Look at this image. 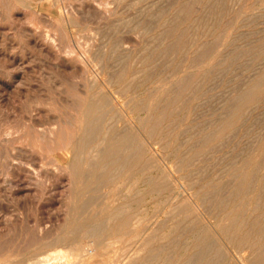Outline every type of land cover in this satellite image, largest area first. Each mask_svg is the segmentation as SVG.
Segmentation results:
<instances>
[{
  "label": "rangeland",
  "instance_id": "374dc122",
  "mask_svg": "<svg viewBox=\"0 0 264 264\" xmlns=\"http://www.w3.org/2000/svg\"><path fill=\"white\" fill-rule=\"evenodd\" d=\"M113 9H116V11H113ZM189 24L192 25L187 27ZM195 27L196 29H194ZM97 28L98 30H96ZM115 29L117 31H115ZM108 30L110 31L108 32ZM160 31L162 32L160 33ZM214 31L216 32L214 33ZM221 33L224 34L222 35ZM181 34L183 35L182 37ZM103 36H105V38ZM156 38H158L159 41H157ZM184 42L186 43L184 44ZM118 43L120 44L119 46ZM111 45H115V47ZM263 46L264 0H0V140H3L2 142L0 141V264L5 261L7 262V260L13 261L22 259L26 256V254L35 250L40 245L39 239L40 235H42L40 232L44 233L47 229V226L48 231L49 229L51 230L49 226H51L53 229L55 228L54 230H65L68 222L71 221L73 219L72 217H75V215L79 212L77 209L79 201L92 196H96L95 199L97 206L95 207L98 208H93L92 205L91 209L89 206L85 210H80V212L87 213L84 214L85 217H87L89 214L91 215V213L95 210H99V208L104 206L103 204H105V202L108 201L110 197L111 199H115V203L117 202L116 204H120V202L125 201L123 198L126 197L133 200L134 203L130 208H132L131 210H133V214L136 213V215H134L137 218H140L137 220L139 222L142 220L141 223L143 225L140 223L139 225L141 228H139L144 231L142 232L144 235L141 234V238L134 237L135 239H132L133 241L129 243V249H135L136 246L139 247L142 238L143 241H150V239L153 238L152 240L154 241L151 240V243L153 242L152 244L155 245L161 244L172 246L171 242L172 244L174 243L172 249L173 251L171 250L172 247H168L171 250L169 253H167L168 256L163 254L160 257L162 260L157 259V261L154 260L149 264H156V262H158L157 264H162L164 263L162 262L163 259L167 257V259H165L169 260L168 257H170L172 254V256H174L176 259L180 254L178 251H176L178 247L180 248L181 245L183 247L189 246V248L194 247V243L203 239V237L207 234V236L212 237L213 241L218 240L217 242L221 248H223V251L225 250V259L226 263L228 264L231 263L232 259H241L242 257L244 258L246 264H257V260H263L264 250H260L264 247V80H262L264 78ZM112 47L115 49L120 47V50L118 51L117 48L116 53L114 51L115 49ZM153 47H157V50ZM197 48L198 50L196 51ZM98 49L101 50L99 51ZM141 50L144 51L142 52ZM103 52H105V54ZM114 53H120L121 55H115ZM151 54L153 55L151 56ZM104 56L105 58L103 59ZM172 56L174 58H172ZM110 57H112L111 59L113 60H111ZM144 58L148 59L145 61ZM116 59L118 61H116ZM78 61L81 63H78ZM104 65H107L106 67L109 69L107 70ZM103 67H105L104 70ZM204 69L206 71H204ZM110 70L113 71L111 72ZM82 72L84 73L83 78L81 76ZM121 72H123V74H121ZM151 73L153 74L151 75ZM96 75L98 76L96 77ZM117 75H119V77L122 75L123 76L119 78ZM66 76H68L70 80ZM91 77L93 79L95 77L97 81L94 79L96 81L94 82ZM243 77L246 78L247 81ZM110 80H112V84ZM117 81H122V85L120 82L117 83ZM189 81L191 82L189 83ZM102 82L104 84H102ZM80 83L84 84L83 87L89 86L91 84L105 85L110 93H112V97H115L114 101H117V105L120 103L118 105V109L124 110L127 116L133 120L132 128L130 130L134 134L141 135L139 136L142 141L144 140L143 144L145 145V151L147 150L146 154L148 167L146 170L147 175L145 182L141 177L142 175L140 176V174L138 175V173L133 172L131 176L128 177L129 179L121 178L122 180H120V178L114 177V181L111 180L109 182L111 187L109 183L108 185L101 186L96 190L95 187L92 186L91 189L93 191L89 189L88 192L79 194L76 191L75 186L69 183V177L65 176L62 178V180L56 181V178L51 175L53 174L57 177V174L51 171L53 165H51L50 162H47L50 161L55 155L54 151L50 150L54 145L51 146V144H53L51 143V139H40L38 134L41 132L40 130L44 128L54 127L55 123L53 122L55 121L57 122V124H55L57 128L59 124V131L57 132L58 134H56L59 142L58 144L63 146V143L66 145L69 142L68 140H70L71 137L68 133L75 123V120H72V118H75L80 103V100H78L79 92L77 91L80 89L78 87L82 85ZM108 84L110 86H108ZM125 85H127L133 91L127 86L126 89H124ZM136 85L138 87H136ZM193 86H196V89ZM251 86L253 91L250 89ZM73 87H75V89ZM117 90H121L123 92L120 91V93ZM244 92H246V95ZM122 93V96L119 95ZM130 94L133 95L130 96ZM243 94L244 97L241 99ZM247 94H254V96L258 98L253 101H248L247 98L249 96ZM235 96L239 97L235 98ZM42 100L46 101L48 104ZM131 101L133 105L130 104ZM39 102H43V105H41V103L39 104ZM147 102L150 104L148 103L147 105ZM36 105L37 108L35 107ZM144 105H146V108ZM256 106L258 107L257 109ZM42 112H44V115ZM228 113L229 115L227 116ZM14 117L16 119H13ZM34 118L36 119L37 123L39 122L38 126L36 121H34ZM66 118L70 119L66 120ZM53 119L55 120L53 121ZM42 123L44 126H46L43 127ZM139 124L141 128L139 127ZM219 124L222 125V127H220ZM239 127L240 130H238ZM121 128L123 129L124 127L120 126V130ZM23 129H25V132ZM3 130L4 132H2ZM7 132H10V135ZM21 132H24L25 134H22ZM34 133H36L35 137L33 135ZM21 134L24 136H21ZM15 135L19 136L16 138ZM208 138L210 140H208ZM24 139H26V141L23 143ZM30 139H32V141ZM40 140H42V142ZM12 141L14 143H12ZM30 141L32 143H30ZM205 141H207V143ZM10 143H12L13 146ZM17 147L21 148L18 149ZM38 149L43 152H40ZM151 149L152 151H150ZM26 150L27 152H25ZM49 154H51V156ZM31 158L34 160H31ZM38 159L41 160L38 161ZM10 163L14 164L15 166L12 164L10 165ZM43 166H45V169ZM36 170L38 171L36 172ZM43 175L44 177H42ZM30 176L32 177L30 178ZM147 177H150V180ZM29 180H31V182H29ZM39 181H41V184H38ZM62 181L66 182L63 183ZM115 181L119 183L116 184ZM42 182L44 184H42ZM121 183H124V186ZM161 183L162 185H160ZM38 185H40V187H38ZM175 185L176 187L174 188ZM44 186L47 187V189L45 188L47 194L45 193V190H42L44 193H41V189L44 188ZM62 186L66 188L64 189ZM115 186L119 189L116 188L115 190ZM103 187L104 190L107 187L105 192L106 194L108 192L109 197H107L106 194L103 196L104 192H101L104 191ZM159 188L162 190H159ZM248 188L249 190L247 191ZM48 191L54 192H52L50 195V192ZM111 191H113V193ZM95 192L97 193L95 194ZM233 192H235V195H233ZM97 194H100L101 197H99L100 195L98 196ZM110 194H113V197ZM72 197L75 198L73 199ZM100 198H103L104 201L101 200L100 202ZM60 201L61 203L63 202V204H61ZM118 201L120 202L118 203ZM137 201L139 202L137 203ZM203 201L204 203L206 202V204H204ZM74 203L76 204L74 205ZM140 203H143L144 205ZM75 206L76 209H74ZM43 207L45 208L43 209ZM67 210L71 215L66 212ZM60 213L62 214L60 215ZM135 216L133 221L136 223L134 224L136 226L138 221L136 220ZM60 219H63V223ZM54 223H56V225ZM52 225H54V227ZM191 225L194 226L193 229ZM134 228L136 231L135 229H133V231L136 234L138 227ZM69 229H71V227ZM153 230H156L155 234L152 233L154 232ZM37 233H40L39 236ZM149 233L151 234L149 235ZM35 235L36 238H34ZM201 235L202 237H200ZM164 237H168L167 240ZM198 237H200V240ZM262 240L263 242H261ZM28 241H31L30 243L33 242V244H37L39 242V244H32L31 246ZM251 243H254L253 247ZM16 244H21L24 247L21 245L18 246ZM117 244L116 245L118 247H122L121 243ZM239 245L241 246L237 247ZM33 246L35 249H33ZM8 247L10 249H8ZM27 247H30L29 250ZM20 248H22V250ZM15 249L16 251H12ZM257 254L260 255L257 256ZM237 255H240L241 257ZM172 256L170 257V260H174Z\"/></svg>",
  "mask_w": 264,
  "mask_h": 264
},
{
  "label": "bare ground",
  "instance_id": "6f19581e",
  "mask_svg": "<svg viewBox=\"0 0 264 264\" xmlns=\"http://www.w3.org/2000/svg\"><path fill=\"white\" fill-rule=\"evenodd\" d=\"M188 1V0H187ZM201 1H203V0H201ZM210 1V0H209ZM217 1H219V0H217ZM117 2V1H116ZM166 2V1H165ZM196 2V1H195ZM212 2V1H211ZM237 2V1H236ZM55 3V2H54ZM184 3H185V1H184ZM193 3V2H192ZM201 3V2H200ZM101 4H102V2H101ZM106 4V3H105ZM132 4V3H131ZM134 4V3H133ZM189 4V3H188ZM188 4H187V6H188ZM194 4V3H193ZM207 4V3H206ZM211 4H216V3H211ZM234 4V3H233ZM245 4V3H244ZM73 5V4H72ZM129 5V4H128ZM143 5V4H142ZM181 5V4H180ZM183 5V4H182ZM170 6V5H169ZM172 6V5H171ZM187 6H186V8H187ZM223 6H224V4H223ZM230 6V5H229ZM237 6V5H236ZM4 7H6V6H4ZM143 7V6H142ZM145 7V6H144ZM149 7V6H148ZM219 7V6H218ZM92 8V7H91ZM132 8V7H131ZM186 8H184V9H186ZM191 8V7H190ZM215 8V7H214ZM183 9V10H184ZM198 9V8H197ZM212 10V9H211ZM219 10V9H218ZM229 10V9H228ZM92 11H93V9H92ZM97 11V10H96ZM109 11V10H108ZM113 11H116V9L114 10L113 9ZM157 11V10H156ZM206 11V10H205ZM220 11V10H219ZM20 12V11H19ZM70 12V11H69ZM138 12V11H137ZM195 12V11H194ZM99 13V12H98ZM113 13H115V12H113ZM139 13V12H138ZM178 13H180V12H178ZM217 13V12H216ZM10 14V13H9ZM43 14V13H42ZM41 14V15H42ZM79 14V13H78ZM146 14V13H145ZM83 15V14H82ZM102 15V14H101ZM109 15V14H108ZM172 15V14H171ZM180 15V14H179ZM203 15V14H202ZM215 15V14H214ZM219 15V14H218ZM224 15V14H223ZM47 16V15H46ZM85 16V15H84ZM205 16V15H204ZM212 16V15H211ZM193 17V16H192ZM197 17V16H196ZM207 17V16H206ZM262 17V16H261ZM107 18H108V16H107ZM123 18V17H122ZM127 18V17H126ZM131 18V17H130ZM151 18V17H150ZM199 18V17H198ZM204 18V17H203ZM208 18V17H207ZM215 18V17H214ZM234 18V17H233ZM121 19V18H120ZM193 19V18H192ZM197 19V18H196ZM195 19V20H196ZM232 19V18H231ZM115 20V19H114ZM142 20V19H141ZM167 20V19H166ZM165 20V21H166ZM168 20H169V17H168ZM207 20V19H206ZM255 20V19H254ZM133 21H135V20H133ZM176 21V20H175ZM194 21V20H193ZM211 21V20H210ZM167 22V21H166ZM195 22V21H194ZM203 22V21H202ZM207 22H208V20H207ZM13 24V23H12ZM110 24V23H109ZM145 24V23H144ZM162 24H164V23H162ZM204 24H205V22H204ZM80 25V24H79ZM104 25V24H103ZM107 25H108V23H107ZM137 25H138V23H137ZM157 25V24H156ZM190 25H192V24H189V25H187V27L188 26H190ZM199 25V24H198ZM93 26V25H92ZM111 26V25H110ZM118 26H119V24H118ZM200 26H202V25H200ZM210 26V25H209ZM55 27V26H54ZM78 27V26H77ZM107 27H109V26H107ZM136 27V26H135ZM212 27V26H211ZM214 27V26H213ZM94 28V27H93ZM147 28V27H146ZM180 28V27H179ZM191 28V27H190ZM198 28V27H197ZM206 28V27H205ZM143 29H144V27H143ZM194 29H196V27L194 28ZM96 30H98V28L96 29ZM99 30H101V29H99ZM111 30V29H110ZM110 30H108V32L110 31ZM129 30V29H128ZM145 30H147V29H145ZM175 30V29H174ZM204 30V29H203ZM210 30V29H209ZM115 31H117L116 29H115ZM120 31V30H119ZM169 31V30H168ZM183 31V30H182ZM197 31V30H196ZM95 32H97V31H95ZM127 32V31H126ZM145 32V31H144ZM149 32V31H148ZM147 32V33H148ZM162 31H160V33H161ZM167 32V31H166ZM201 32H203V31H201ZM216 31H214V33H215ZM3 33V32H2ZM63 33V32H62ZM105 33V32H104ZM183 33H184V31H183ZM213 33V32H212ZM247 33V32H246ZM108 34V33H107ZM179 34V33H178ZM222 34V33H221ZM224 34V33H223ZM222 34V35H223ZM239 34V33H238ZM13 35V34H12ZM157 35H159V34H157ZM205 35H207V34H205ZM256 35V34H255ZM86 36V35H85ZM113 36V35H112ZM111 36V37H112ZM183 35L181 34V37H182ZM198 36V35H197ZM212 36V35H211ZM250 36V35H249ZM90 37H91V35H90ZM104 38H105V36H103ZM161 37V36H160ZM164 37V36H163ZM180 37V38H181ZM119 38V37H118ZM117 38V39H118ZM123 38V37H122ZM154 38V37H153ZM179 38V37H178ZM85 39H86V37H85ZM91 39V38H90ZM96 39V38H95ZM116 39V40H117ZM157 39V41H159L158 40V38H156ZM160 39V38H159ZM165 39V38H164ZM191 39V38H190ZM198 39V38H197ZM92 40V39H91ZM108 40V39H107ZM106 40V41H107ZM122 40V39H121ZM120 40V41H121ZM129 40V39H128ZM163 40V39H162ZM162 40H161V42H162ZM186 40V39H185ZM93 41V40H92ZM100 41V40H99ZM114 41H115V36H114ZM119 41V40H118ZM123 41V40H122ZM164 41V40H163ZM189 42V41H188ZM214 42V41H213ZM65 43V42H64ZM104 43V42H103ZM120 43V42H119ZM118 43V46L120 45ZM172 43H173V41H172ZM180 43V42H179ZM186 42H184V44H185ZM192 43H194V42H192ZM191 43V44H192ZM68 44V43H67ZM89 44V43H88ZM105 44V43H104ZM103 44V45H104ZM108 44V43H107ZM113 44V43H112ZM114 44H115V42H114ZM122 44V43H121ZM160 44V43H159ZM168 44V43H167ZM184 44H183V46H184ZM205 44V43H204ZM245 44V43H244ZM117 45V44H116ZM161 45V44H160ZM162 45H163V43H162ZM195 45V44H194ZM99 46H100V43H99ZM107 46V45H106ZM111 46H114L115 47V45H111ZM150 46V45H149ZM149 46H148V48H149ZM217 46V45H216ZM173 47V46H172ZM178 47V46H177ZM201 47H202V45H201ZM206 47V46H205ZM264 47V46H263ZM98 48H100V47H98ZM110 48V47H109ZM113 48V47H112ZM118 48V47H117ZM116 48V49H117ZM120 48V47H119ZM118 48V51L120 50ZM126 48V47H125ZM125 48H123V49H125ZM142 48V47H141ZM147 48V47H146ZM154 49H156L155 47H153ZM165 48V47H164ZM191 48V47H190ZM190 48H189V50H190ZM89 49H90V46H89ZM113 49H115V48H113ZM116 49L114 50L115 52H116ZM122 49V50H123ZM127 49V48H126ZM125 49V50H126ZM131 49V48H130ZM134 49V48H133ZM140 49V48H139ZM145 49V48H144ZM153 49V50H154ZM163 49V48H162ZM167 49V48H166ZM237 49H238V47H237ZM63 50V49H62ZM99 50V49H98ZM101 50V49H100ZM99 50V51H100ZM110 50V49H109ZM121 50V51H122ZM129 50V49H128ZM127 50V51H128ZM150 50H151V48H150ZM157 50V49H156ZM198 50V48L196 49V51ZM113 51V50H112ZM120 51V52H121ZM138 51V50H137ZM142 52L144 51V50H141ZM155 51V50H154ZM171 51V50H170ZM169 51V52H170ZM202 51V50H201ZM213 51V50H212ZM230 51V50H229ZM228 51V52H229ZM258 51V50H257ZM111 52V51H110ZM128 52H130V51H128ZM141 52V53H142ZM150 52H153V51H150ZM176 52V51H175ZM195 52V51H194ZM204 52V51H203ZM97 53V52H96ZM104 54H105V52H103ZM117 53V52H116ZM116 53H114L115 55H118V54H120V53H118V54H116ZM178 53H179V51H178ZM205 53H206V51H205ZM232 53V52H231ZM94 54V53H93ZM98 54H99V52H98ZM111 54V53H110ZM124 54V53H123ZM131 54V53H130ZM154 54V53H153ZM153 54H151V56L153 55ZM159 54V53H158ZM176 54V53H175ZM195 54H196V52H195ZM256 54V53H255ZM112 55H113V53H112ZM114 55V56H115ZM121 55V54H120ZM119 55V56H120ZM127 55V54H126ZM129 55V54H128ZM139 55H142V54H139ZM138 55V56H139ZM166 55H167V53H166ZM169 55V54H168ZM93 56V55H92ZM108 56V55H107ZM159 56V55H158ZM164 56V55H163ZM177 56V55H176ZM188 56V55H187ZM198 56V55H197ZM99 57H101V56H99ZM124 57V56H123ZM147 57V56H146ZM185 57V56H184ZM196 57V56H195ZM205 57V56H204ZM102 58V57H101ZM105 58V56L103 57V59ZM112 57H110V59H111ZM114 58H117V57H114ZM122 58V57H121ZM126 58V57H125ZM128 58V57H127ZM159 58V57H158ZM162 58V57H161ZM172 58H174L173 56H172ZM176 58V57H175ZM183 58V57H182ZM103 59H101V60H103ZM107 59V58H106ZM129 59V58H128ZM145 59V58H144ZM146 59H148V58H146ZM146 59H145V61H146ZM165 59V58H164ZM200 59V58H199ZM236 59V58H235ZM111 60H113V59H111ZM138 60V59H137ZM185 60H187V59H185ZM99 61V60H98ZM106 61H109V60H106ZM116 61H118L117 59H116ZM127 61V60H126ZM205 61V60H204ZM80 61H78V63H79ZM111 62V61H110ZM120 62V61H119ZM133 62V61H132ZM191 62V61H190ZM195 62V61H194ZM197 62H199V61H197ZM81 63V62H80ZM123 63V62H122ZM128 63V62H127ZM134 63V62H133ZM158 63V62H157ZM110 64V63H109ZM118 64V63H117ZM116 64V65H117ZM135 64V63H134ZM143 64V63H142ZM192 64V63H191ZM200 64V63H199ZM252 64V63H251ZM81 65V64H80ZM108 65V64H107ZM107 65H104L105 67L107 66ZM157 65V64H156ZM193 65V64H192ZM250 65V64H249ZM74 66V65H73ZM113 66V65H112ZM111 66V67H112ZM114 66H115V64H114ZM158 66V65H157ZM183 66V65H182ZM181 66V67H182ZM70 67V66H69ZM105 67H103V70H104V68ZM110 67V66H109ZM118 67V66H117ZM124 67V66H123ZM125 67L127 68V66L125 65ZM159 67H161V66H159ZM180 67V66H179ZM229 67V66H228ZM232 67V66H231ZM230 67V68H231ZM240 67V66H239ZM48 68V67H47ZM60 68H62V67H60ZM68 68V67H67ZM85 68V67H84ZM107 68V70L109 69L108 67H106ZM121 68H122V66H121ZM131 68V67H130ZM238 68V67H237ZM71 69V68H70ZM81 69V68H80ZM147 69V68H146ZM149 69V68H148ZM157 69V68H156ZM33 70V69H32ZM66 70H68V69H66ZM116 70V69H115ZM118 70V69H117ZM122 70V69H121ZM127 70V69H126ZM174 70V69H173ZM57 71V70H56ZM75 71V70H74ZM85 71H87V70H85ZM111 71V70H110ZM113 71V70H112ZM111 71V72H112ZM120 71V70H119ZM123 71V70H122ZM143 71V70H142ZM155 71V70H154ZM162 71V70H161ZM204 71H206L205 69H204ZM243 71V70H242ZM69 72V71H68ZM73 72V71H72ZM105 72H106V69H105ZM124 72V71H123ZM123 72H121V74H123ZM139 72V71H138ZM160 72V71H159ZM176 72V71H175ZM23 73V72H22ZM57 73V72H56ZM90 73V72H89ZM109 73V72H108ZM118 73V72H117ZM140 73V72H139ZM158 73V72H157ZM161 73V72H160ZM252 73V72H251ZM81 74V73H80ZM86 74V73H85ZM153 73H151V75H152ZM162 74V73H161ZM193 74V73H192ZM203 74V73H202ZM75 75V74H74ZM76 75H78V74H76ZM83 75H84V73L82 72V78H83ZM86 75H88V74H86ZM99 75V74H98ZM98 75H96V77L98 76ZM116 75V74H115ZM135 75L137 76V74L135 73ZM155 75V74H154ZM174 75V74H173ZM189 75V74H188ZM203 75H205V74H203ZM202 75V76H203ZM47 76V75H46ZM61 76V75H60ZM90 76V75H89ZM107 76V75H106ZM114 76V75H113ZM118 77H119V75H117ZM123 76V75H122ZM121 76V77H122ZM135 76V77H136ZM144 76V75H143ZM225 76V75H224ZM250 76V75H249ZM67 78H68V76H66ZM65 77V78H66ZM80 77V76H79ZM100 77V76H99ZM102 77V76H101ZM104 77V76H103ZM121 77H119V78H121ZM190 77H191V73H190ZM214 77V76H213ZM238 77V76H237ZM60 78V77H59ZM88 78H90V77H88ZM87 78V79H88ZM92 78V77H91ZM108 78V77H107ZM117 78V77H116ZM124 78V77H123ZM150 78V77H149ZM148 78V79H149ZM185 78V77H184ZM183 78V79H184ZM244 78V77H243ZM69 79V78H68ZM73 79V78H72ZM77 79V78H76ZM94 79H95V77H94ZM93 78H92V80H94ZM109 79V78H108ZM112 79V78H111ZM130 79V78H129ZM166 79V78H165ZM187 79V78H186ZM185 79V80H186ZM190 79V78H189ZM245 80H246V78H244ZM244 79H243V81H244ZM251 79V78H250ZM262 79V78H261ZM70 80V79H69ZM74 80V79H73ZM89 80V79H88ZM91 80V81H92ZM96 80V79H95ZM94 80V82H96ZM102 80V79H101ZM107 80V79H106ZM105 80V81H106ZM115 80H117V79H115ZM131 80V79H130ZM146 80V79H145ZM163 80H164V78H163ZM199 80V79H198ZM223 80V79H222ZM260 80V79H259ZM262 80H264V78L262 79ZM87 81V80H86ZM104 81V80H103ZM108 81V80H107ZM112 80H110V82H111ZM123 81V80H122ZM122 81L120 82V81H117V83L118 82H120V84L122 83ZM176 81V80H175ZM204 81V80H203ZM247 81V80H246ZM93 82V81H92ZM131 82V81H130ZM144 82V81H143ZM191 81H189V83H190ZM213 82V81H212ZM79 83V82H78ZM87 83H89V82H87ZM105 83H107V82H105ZM116 83V82H115ZM188 83V84H189ZM196 83H197V80H196ZM219 83V82H218ZM242 83V82H241ZM249 83H250V80H249ZM257 83V82H256ZM261 83H262V81H261ZM65 84V83H64ZM80 84H82V83H80ZM94 84H96V83H94ZM102 84H104L103 82H102ZM100 85V84H98V85H89V86H84L83 87V85L84 84H82L81 86H79L78 88H80L79 90H77L78 92H79V99L78 100H80V103H79V106H78V109H77V114H76V116H75V118L73 119L72 118V120H75V123H74V126L71 128V130H70V132L68 133L69 134V136L71 137L70 138V140H68L69 142L66 144V145H64L65 143H63V146H60L58 143V139H57V137H56V134H58L57 132L59 131L58 130V128H59V124H58V128L55 126V124H57V122H55L54 120L55 119H53V123H55L54 124V127H49V128H44V129H42V130H40L41 132H39V134H38V137L40 138V139H46V138H49V139H51V143H53V144H51L50 142V144H51V146L52 145H54L53 147H52V149H50V150H52V151H54V153H55V155L51 158V160L50 161H47V162H50L51 163V165H53V168H52V170H51V168H50V170L53 172V173H55V174H57V177H56V175L54 176L53 174H51L53 177H55L56 178V181L57 180H62V178L63 177H65V176H67V177H69V179H70V184H73L74 186H75V188H76V191L80 194V193H86V192H88L89 191V189H91L92 188V186H94L95 187V190L97 189V188H99V187H101V186H106V185H108V183L112 180V181H114V177H118V178H120V180H122L121 178H127V179H129L128 177L129 176H131V174L133 173V172H136V173H138V175L140 174V176L143 178V181L145 182V180H146V170H147V167H148V165H147V154H146V151H145V145L143 144V142H144V140L142 141V139L140 138V136L139 135H137V134H134L130 129L132 128V124H133V120L131 119V118H129L128 116H127V114L125 113V111L124 110H120V109H118V105L120 104H118L117 105V101L115 102L114 101V99H115V97L113 98L112 97V93H110V91L108 90V88L105 86V85ZM110 84V83H109ZM108 84V86H110ZM111 84H112V82H111ZM125 84V83H124ZM217 84V83H216ZM57 85V84H56ZM114 85V84H113ZM122 85V84H121ZM148 85H149V83H148ZM173 85V84H172ZM197 85V84H196ZM253 85V84H252ZM258 85V84H257ZM59 86H61V85H59ZM118 86V85H117ZM126 86L127 85H125V88L124 89H126ZM188 86V85H187ZM199 86V85H198ZM197 86V87H198ZM200 86H202V85H200ZM216 86V85H215ZM239 86V85H238ZM37 87V86H36ZM77 87V86H76ZM81 87H83V88H81ZM113 87V86H112ZM111 87V88H112ZM116 87V86H115ZM120 87V86H119ZM128 87V86H127ZM131 87V86H130ZM136 87H138L137 85H136ZM177 87V86H176ZM180 87V86H179ZM192 87V86H191ZM195 89H196V86H193ZM246 87H247V85H246ZM54 88V87H53ZM74 89H75V87H73ZM114 88V87H113ZM129 88V87H128ZM127 88V89H128ZM186 88V87H185ZM199 88V87H198ZM201 88V87H200ZM244 88V87H243ZM66 89V88H65ZM124 89H123V91H124ZM130 90H132L131 88H129ZM202 89V88H201ZM236 89V88H235ZM248 89H249V87H248ZM247 89V90H248ZM250 89L252 90L253 88H252V86L250 87ZM24 90V89H23ZM129 90V91H130ZM144 90V89H143ZM176 90V89H175ZM194 90V89H193ZM198 90V89H197ZM71 91V90H70ZM75 91V90H74ZM117 91H119V90H117ZM121 91V90H120ZM119 91V92H120ZM123 91H121V92H123ZM128 91V92H129ZM133 91V90H132ZM199 91V90H198ZM222 91V90H221ZM237 91V90H236ZM249 91V90H248ZM253 91V90H252ZM251 91V92H252ZM50 92V91H49ZM77 92V93H78ZM120 92V93H121ZM176 92V91H175ZM193 92V91H192ZM195 92H196V90H195ZM243 92V91H242ZM247 92V91H246ZM246 92H244L245 93V95H246ZM250 92V91H249ZM152 93V92H151ZM198 93V92H197ZM204 93V92H203ZM218 93V92H217ZM220 93V92H219ZM227 93V92H226ZM116 94V93H115ZM126 94H127V91H126ZM129 94V93H128ZM178 94V93H177ZM242 94V93H241ZM252 94V93H251ZM119 95H123V93L122 94H119ZM131 95H133V94H130V96ZM149 95H151V94H149ZM200 95V94H199ZM248 95V94H247ZM125 96H127V95H125ZM249 97L247 98V100L248 101H253V100H255V99H257L256 98V96H254V94L253 95H248ZM262 96V95H261ZM260 96V97H261ZM7 97V96H6ZM44 97V96H43ZM124 97V96H123ZM122 97V98H123ZM128 97H129V95H128ZM127 97V98H128ZM148 97V96H147ZM216 97H218V96H216ZM236 97H239V96H235V98ZM242 97H244V94H243V96H241V99H242ZM73 98V97H72ZM118 98V97H117ZM121 98V97H120ZM126 98V99H127ZM131 98V97H130ZM177 98V97H176ZM175 98V99H176ZM192 98V97H191ZM221 98V97H220ZM234 98V99H235ZM245 98H246V96H245ZM50 99V98H49ZM187 99V98H186ZM211 99V98H210ZM233 99V100H234ZM239 99V98H238ZM39 100V99H38ZM37 100V101H38ZM44 100V99H43ZM42 100V101H43ZM76 100V99H75ZM120 100V99H119ZM125 100V99H124ZM134 100H136V99H134ZM162 100V99H161ZM245 100V99H244ZM49 101V100H48ZM53 101V100H52ZM66 101V100H65ZM183 101H184V99H183ZM182 101V102H183ZM238 101V100H237ZM242 101V100H241ZM16 102V101H15ZM43 102H46V101H43ZM43 102H39V104L41 103V105H43L42 103ZM123 102V101H122ZM127 102V101H126ZM138 102H140V101H138ZM160 102V101H159ZM177 102V101H176ZM185 102V101H184ZM225 102V101H224ZM223 102V103H224ZM47 103V102H46ZM77 103H78V101H77ZM76 103V104H77ZM141 103H142V101H141ZM148 103L149 102H147V105H148ZM208 103V102H207ZM241 103V102H240ZM39 104H37V105H39ZM48 104V103H47ZM130 104H132V101L130 102ZM140 104V103H139ZM139 104H137V105H139ZM150 104V103H149ZM175 104V103H174ZM183 104V103H182ZM34 105H35V103H34ZM37 105L35 106L36 108H37ZM44 105H45V103H44ZM50 105V104H49ZM61 105V104H60ZM133 105V104H132ZM223 105V104H222ZM145 106V108H146V105H144ZM144 106H142V107H144ZM178 106V105H177ZM196 106V105H195ZM232 106V105H231ZM236 106H238V105H236ZM33 107V106H32ZM49 107V106H48ZM57 107V106H56ZM63 107V106H62ZM67 107V106H66ZM125 107H128V106H125ZM124 107V108H125ZM153 107V106H152ZM230 107V106H229ZM50 108V107H49ZM48 108V109H49ZM74 108V107H73ZM123 108V107H122ZM235 108V107H234ZM233 108V109H234ZM237 108V107H236ZM258 107L256 106V109H257ZM60 109V108H59ZM75 109V108H74ZM127 109V108H126ZM149 109H150V106H149ZM208 109V108H207ZM216 109V108H215ZM37 110V109H36ZM50 110H51V108H50ZM49 110V111H50ZM67 110V109H66ZM174 110V109H173ZM172 110V111H173ZM25 111H27V110H25ZM30 111V110H29ZM52 111V110H51ZM50 111V112H51ZM142 111H143V109H142ZM206 111V110H205ZM239 111V110H238ZM36 112V111H35ZM118 112H119V114H118ZM146 112H147V110H146ZM163 112V111H162ZM178 112V111H177ZM21 113V112H20ZM28 113V112H27ZM44 112H42V114H43ZM140 113H141V111H140ZM173 113H174V111H173ZM172 113V114H173ZM180 113V112H179ZM206 113V112H205ZM213 113V112H212ZM258 113V112H257ZM39 114H40V112H39ZM39 114H38V116H39ZM118 114V115H117ZM137 114H139V113H137ZM178 114V113H177ZM22 115H23V113H22ZM44 115V114H43ZM133 115H134V113H133ZM153 115V114H152ZM229 115V113L227 114V116ZM234 115V114H233ZM245 115V114H244ZM32 116H34V115H32ZM66 116V115H65ZM165 116V115H164ZM210 116V115H209ZM219 116H220V114H219ZM13 117V116H12ZM50 117V116H49ZM152 117V116H151ZM232 117V116H231ZM241 117H242V115H241ZM26 118V117H25ZM28 118V117H27ZM30 118V117H29ZM52 118V117H51ZM62 118H65V117H62ZM249 118V117H248ZM260 118V117H259ZM258 118V119H259ZM13 119H16L15 117L13 118ZM18 119V118H17ZM24 119V118H23ZM35 119V118H34ZM70 119V118H69ZM69 119H67L66 118V120H69ZM218 119H220V118H218ZM245 119H246V117H245ZM5 120V119H4ZM45 120H47V119H45ZM60 120V119H59ZM228 120V119H227ZM8 121V120H7ZM30 121V120H29ZM34 121H36V119L34 120ZM48 121V120H47ZM58 121V120H57ZM173 121V120H172ZM247 121V120H246ZM255 121V120H254ZM68 122H71V121H68ZM142 122V121H141ZM180 122V121H179ZM204 122V121H203ZM225 122V121H224ZM223 122V123H224ZM242 122V121H241ZM8 123H9V121H8ZM17 123V122H16ZM32 123V122H31ZM39 123V122H38ZM38 123H37V121H36V124H37V126H38ZM50 123V122H49ZM52 123V124H53ZM200 123V122H199ZM230 123V122H229ZM19 124V123H18ZM29 124V123H28ZM69 124V123H68ZM68 124H67V126H68ZM244 124H245V122H244ZM42 125H43V123H42ZM49 125V124H48ZM62 125V124H61ZM72 125H73V123H72ZM136 125V124H135ZM14 126V125H13ZM13 126H11V127H13ZM29 126V125H28ZM36 126V125H35ZM46 126V125H45ZM44 125H43V127H45ZM53 126V125H52ZM70 126V125H69ZM120 126L122 127H124L123 129L121 128V130H120ZM137 126V125H136ZM142 126V125H141ZM197 126V125H196ZM210 126H211V124H210ZM219 126L220 127H222V125H220L219 124ZM16 127V126H15ZM25 127H26V124H25ZM71 127V126H70ZM139 127H140V124H139ZM203 127V126H202ZM206 127V126H205ZM230 127V126H229ZM5 128V127H4ZM20 128V127H19ZM29 128H30V126H29ZM36 128V127H35ZM34 128V129H35ZM141 128V127H140ZM235 128V127H234ZM33 129V130H34ZM155 129V128H154ZM158 129V128H157ZM163 129V128H162ZM194 129V128H193ZM249 129V128H248ZM1 130V129H0ZM22 130V129H21ZM24 130V132H25V129H23ZM62 130V129H61ZM64 130V129H63ZM204 130V129H203ZM238 130H240V127H239V129ZM263 130H264V128H263ZM10 131V130H9ZM16 131V130H15ZM19 131V130H18ZM66 131V130H65ZM148 131V130H147ZM154 131V130H153ZM152 131V132H153ZM157 131V130H156ZM162 131V130H161ZM219 131V130H218ZM221 131V130H220ZM258 131V130H257ZM2 132H4V130L2 131ZM1 132V133H2ZM24 132H21L22 134L24 133ZM38 132V131H37ZM64 132V131H63ZM63 132H62V134H63ZM68 132V131H67ZM144 132V131H143ZM149 132V131H148ZM152 132H151V134H152ZM210 132V131H209ZM213 132V131H212ZM216 132H217V129H216ZM247 132V131H246ZM8 133V132H7ZM12 133V132H11ZM27 133V132H26ZM65 133V132H64ZM139 133V132H138ZM3 134V133H2ZM1 134V135H2ZM9 135H10V132L8 133ZM16 134V133H15ZM21 134V136H24V135H22ZM25 134V133H24ZM35 134L36 133H34L33 135H34V137H35ZM66 134V133H65ZM200 134V133H199ZM209 134H211V133H209ZM258 134V133H257ZM29 135V134H28ZM60 135V134H59ZM153 135V134H152ZM219 135V134H218ZM263 135V134H262ZM6 136V135H5ZM13 136V135H12ZM16 136V135H15ZM14 136V137H15ZM19 136V135H18ZM18 136H16V138L18 137ZM30 136V135H29ZM64 136V135H63ZM67 136V135H66ZM151 136V135H150ZM189 136V135H188ZM207 136V135H206ZM217 136V135H216ZM245 136V135H244ZM243 136V137H244ZM253 136V135H252ZM3 137H4V135H3ZM7 137V136H6ZM33 137V138H34ZM37 137V138H38ZM61 137V136H60ZM65 137V136H64ZM9 138V137H8ZM12 138V137H11ZM10 138V139H11ZM24 138V137H23ZM25 138H26V136H25ZM27 138H29V137H27ZM143 138V137H142ZM214 138V137H213ZM212 138V139H213ZM7 139V138H6ZM188 139V138H187ZM204 139V138H203ZM256 139V138H255ZM13 140V139H12ZM18 140V139H17ZM31 141H32V139H30ZM198 140V139H197ZM207 140V139H206ZM208 140H210L209 138H208ZM249 140V139H248ZM1 141V140H0ZM3 141V140H2ZM1 141V142H2ZM8 141V140H7ZM11 141V140H10ZM14 141V140H13ZM12 141V143H14ZM24 141H26V139H24L23 140V143H24ZM30 141V143H32ZM41 142H42V140H40ZM185 141V140H184ZM200 141H201V139H200ZM9 142V141H8ZM199 142V141H198ZM206 143H207V141H205ZM204 142V143H205ZM222 142V141H221ZM4 143V142H3ZM7 143V142H6ZM12 143H10L11 145H12ZM29 143V144H30ZM34 143V142H33ZM37 143V142H36ZM258 143V142H257ZM1 144V143H0ZM45 144V143H44ZM47 144V143H46ZM151 144V143H150ZM165 144V143H164ZM237 144V143H236ZM49 145V144H48ZM48 145H47V148H48ZM205 145V144H204ZM203 145V146H204ZM219 145V144H218ZM6 146V145H5ZM4 146V147H5ZM8 146V145H7ZM13 146V145H12ZM31 146H32V144H31ZM51 146H50V148H51ZM209 146V145H208ZM236 146V145H235ZM22 147V146H21ZM21 147H19V148H21ZM30 147V146H29ZM198 147V146H197ZM6 148V147H5ZM14 148V147H13ZM18 148V147H17ZM18 148V149H19ZM211 148V147H210ZM7 149V148H6ZM11 149V148H10ZM30 149H31V147H30ZM32 149H33V147H32ZM40 149H41V147H40ZM147 149V148H146ZM8 150H9V148H8ZM25 150V149H24ZM39 150V149H38ZM48 150H49V148H48ZM179 150V149H178ZM20 151H22V150H20ZM19 151V152H20ZM40 152H43V151H41V150H39ZM51 151V152H52ZM150 151H152V149L150 150ZM25 152H27V150L25 151ZM46 152V151H45ZM50 152V153H51ZM190 152V151H189ZM188 152V153H189ZM48 153V152H47ZM151 153V152H150ZM21 154V153H20ZM19 154V155H20ZM43 154V153H42ZM231 154V153H230ZM10 155V154H9ZM22 155V154H21ZM24 155V154H23ZM33 155V154H32ZM31 155V156H32ZM50 156H51V154H49ZM170 155V154H169ZM188 155V154H187ZM194 155V154H193ZM0 156H1V154H0ZM3 156V155H2ZM8 156V155H7ZM18 156V155H17ZM26 156V155H25ZM24 156V157H25ZM36 156V155H35ZM149 156V155H148ZM150 156L152 157V155L150 154ZM183 156V155H182ZM228 156V155H227ZM237 156V155H236ZM12 157V156H11ZM33 157V156H32ZM188 157V156H187ZM201 157V156H200ZM210 157V156H209ZM14 158H16V157H14ZM22 158V157H21ZM26 158H28V157H26ZM38 158H39V156H38ZM12 159H13V157H12ZM17 159V158H16ZM33 158H31V160H32ZM36 159H37V157H36ZM49 159V158H48ZM156 159V158H155ZM195 159V158H194ZM227 159V158H226ZM25 160V159H24ZM30 160V161H31ZM34 160V159H33ZM39 160H41V159H38V161ZM47 160V159H46ZM180 160V159H179ZM218 160V159H217ZM234 160V159H233ZM23 161V160H22ZM153 161H154V159H153ZM191 161V160H190ZM262 161V160H261ZM12 162V161H11ZM17 162H18V160H17ZM33 162V161H32ZM35 162V161H34ZM46 162V163H47ZM16 163V162H15ZM23 163V162H22ZM29 163V162H28ZM27 163V164H28ZM37 163V162H36ZM149 163V162H148ZM191 163V162H190ZM189 163V164H190ZM229 163V162H228ZM231 163V162H230ZM12 163H10V165H11ZM17 164V163H16ZM30 164V163H29ZM33 164V163H32ZM40 164V163H39ZM12 165H14V164H12ZM26 165V164H25ZM43 165V164H42ZM46 165V164H45ZM50 165V166H51ZM15 166V165H14ZM35 166V165H34ZM41 166V165H40ZM49 166V167H50ZM161 166V165H160ZM10 167V166H9ZM9 167H7V168H9ZM22 167H23V165H22ZM30 167H31V165H30ZM44 167V169H45V166H43ZM25 168V167H24ZM40 168V167H39ZM38 168V169H39ZM42 168V167H41ZM169 168V167H168ZM182 168V167H181ZM11 169V168H10ZM9 169V170H10ZM43 169V168H42ZM2 170V169H1ZM7 171V170H6ZM12 171V170H11ZM16 171V170H15ZM21 171V170H20ZM27 171V170H26ZM32 171V170H31ZM31 171H29V172H31ZM38 170H36V172H37ZM42 171V170H41ZM149 171V170H148ZM147 171V172H148ZM177 171H178V169H177ZM236 171V170H235ZM28 172V171H27ZM39 173V172H38ZM43 173V172H42ZM49 173V172H48ZM8 174H9V172H8ZM22 174V173H21ZM40 174V173H39ZM38 174V175H39ZM44 174V173H43ZM226 174V173H225ZM240 174V173H239ZM19 175V174H18ZM17 175V176H18ZM25 175V174H24ZM34 175H36V174H34ZM49 175V174H48ZM137 175V174H136ZM234 175V174H233ZM133 176V175H132ZM139 176V177H140ZM239 176V175H238ZM6 177V176H5ZM20 177V176H19ZM29 177V176H28ZM32 176H30V178H31ZM42 177H44V175L42 176ZM66 177V178H67ZM170 177V176H169ZM233 177V176H232ZM254 177V176H253ZM252 177V178H253ZM8 178V177H7ZM13 178V177H12ZM58 178V179H57ZM131 178V177H130ZM148 178V177H147ZM150 178V177H149ZM148 178V179H149ZM33 179L35 180V178L33 177ZM32 179V180H33ZM133 179V178H132ZM131 179V180H132ZM7 180V179H6ZM22 180V179H21ZM25 180V179H24ZM23 180V181H24ZM46 180V179H45ZM48 180V179H47ZM52 180V179H51ZM116 180V179H115ZM150 180V179H149ZM254 180V179H253ZM16 181V180H15ZM41 181H42V179H41ZM41 181H39V183L38 184H41L40 182ZM67 181V180H66ZM65 181V182H66ZM133 181V180H132ZM140 181V180H139ZM142 181V180H141ZM163 181H165V180H163ZM173 181V180H172ZM211 181V180H210ZM240 181V180H239ZM19 182H20V180H19ZM22 182V181H21ZM29 182H31V180H29ZM63 182V181H62ZM65 182H63V183H65ZM116 182V181H115ZM122 182V181H121ZM124 182V181H123ZM127 182H129V181H127ZM149 182V181H148ZM7 183V182H6ZM9 183V182H8ZM50 183V182H49ZM53 183H54V181H53ZM117 183H119V182H116V184ZM131 183V182H130ZM130 183H127V184H130ZM239 183V182H238ZM249 183V182H248ZM11 184V183H10ZM30 184V183H29ZM29 184H27V185H29ZM42 184H44L43 182H42ZM57 184V183H56ZM70 184H68V185H70ZM122 184V183H121ZM120 184V185H121ZM124 184V183H123ZM122 184V185H123ZM126 184V185H127ZM60 185H61V183H60ZM68 185H67V187H68ZM109 185H110V183H109ZM121 185V186H122ZM125 185V186H126ZM144 185V184H143ZM148 185V184H147ZM158 185V184H157ZM160 185H162V183L160 184ZM167 185V184H166ZM236 185H238V184H236ZM47 186V185H46ZM50 186V185H49ZM65 186V185H64ZM64 186H62L63 188H64ZM113 186V185H112ZM124 186V185H123ZM122 186V187H123ZM130 186V185H129ZM159 186V185H158ZM171 186V185H170ZM173 186V185H172ZM216 186V185H215ZM7 187V186H6ZM38 187H40V185H38ZM41 187H43V186H41ZM54 187V186H53ZM110 187H111V185H110ZM109 187V188H110ZM128 187V186H127ZM176 187V185L174 186V188ZM183 187V186H182ZM192 187V186H191ZM45 188L47 189V187H45L44 186V188H40L41 189V193L43 192L44 193V191H42V190H45ZM58 188V187H57ZM66 188V187H65ZM64 188V189H65ZM71 188V187H70ZM73 188V187H72ZM115 188V190H116V186L114 187ZM113 188V189H114ZM126 188V187H125ZM134 188V187H133ZM139 188V187H138ZM167 188V187H166ZM204 188V187H203ZM220 188V187H219ZM55 189V188H54ZM102 189V188H101ZM106 189H107V187H106ZM105 189V190H106ZM111 189V188H110ZM112 189V190H113ZM117 189H119V188H117ZM157 189H158V187H157ZM164 189H165V187H164ZM170 189V188H169ZM200 189V188H199ZM224 189V188H223ZM251 189V188H250ZM92 190V189H91ZM103 190H104V187H103ZM105 190L104 191H101V192H104V194H103V196H105V194H106V192H105ZM114 190V191H115ZM159 190H162V189H160L159 188ZM175 190V189H174ZM178 190V189H177ZM190 190V189H189ZM234 190V189H233ZM240 190V189H239ZM249 190V188L247 189V191ZM7 191V190H6ZM39 191V190H38ZM93 191V190H92ZM98 191V190H97ZM107 191H109V190H107ZM140 191V190H139ZM138 191V192H139ZM164 191V190H163ZM171 191V190H170ZM201 191V190H200ZM227 191V190H226ZM246 191V190H245ZM32 192V191H31ZM48 192H50V191H48ZM52 192H54V191H52ZM52 192H50V195H51V193ZM99 192V191H98ZM101 192H100V194H101ZM112 193H113V191H111ZM111 192H109V193H111ZM115 192H117V191H115ZM114 192V193H115ZM123 192V191H122ZM132 192V191H131ZM30 193V192H29ZM40 193V192H39ZM45 193H46V190H45ZM67 193V192H66ZM97 192H95V194H96ZM117 193H119V192H117ZM116 193V194H117ZM124 193V192H123ZM122 193V194H123ZM126 193V192H125ZM140 193V192H139ZM142 193V192H141ZM159 193H161V192H159ZM219 193V192H218ZM221 193V192H220ZM235 192H233V195H235L234 194ZM237 193V192H236ZM34 194V193H33ZM47 194V193H46ZM49 194V193H48ZM68 194V193H67ZM92 194H93V192H92ZM99 194V195H100ZM120 194V193H119ZM137 194V193H136ZM136 194H134V195H136ZM198 194V193H197ZM215 194V193H214ZM248 194V193H247ZM13 195V194H12ZM16 195V194H15ZM94 195V194H93ZM98 195V194H97ZM98 195V196H99ZM111 195V194H110ZM113 195V194H112ZM111 195V196H112ZM126 195V194H125ZM127 195H129V194H127ZM139 195H141V194H139ZM14 196V195H13ZM47 196V195H46ZM60 196V195H59ZM62 196H64V195H62ZM87 196H88V193H87ZM97 196V197H98ZM106 196L107 197H109V195H108V192H107V194H106ZM116 196V195H115ZM120 196V195H119ZM122 196V195H121ZM195 196V195H194ZM66 197V196H65ZM86 197V196H85ZM96 197V196H95ZM95 197H86L87 199H81L80 201H79V203H78V205H77V209L79 210V212L75 215V217H72L71 219V221H69L68 222V225H66V229L65 230H62V231H59V230H54L51 226H49V228H51V230L49 229V231L47 230L48 229V226H47V229L45 228V227H43L44 229H46V231L43 233V232H40L42 235H40V239H39V242H40V245L35 249L34 248V246H33V249H35V250H33L32 252H30V253H28V254H26V256L24 257V258H22V259H17V260H7V262L5 261V262H2V264H149V263H152V261H157V259H160V257L163 255V254H165L166 256H168L167 255V253H169L172 249H173V244H172V242H171V245L172 246H169V245H161L160 243V245H155V244H152L151 243V240L153 239V238H151L150 239V241L149 240H146V239H144V240H146V241H143V238H142V241H141V244L139 245V247H137L136 246V248L135 249H129V247H130V245H129V243H131L133 240L132 239H135L134 237H140L141 236V234H143L142 232H144L143 230H141L140 228V223L142 222V220H141V222H139L138 220L140 219L139 217V219L135 216L136 215V213H134L133 214V210H131L132 208H130L131 206H132V204L134 203L133 202V200L132 199H128L126 196V198H123V200H125V201H122V202H120V201H118V203L120 202V204H116L115 203V199H111V197L109 198V200L108 201H106L105 202V204H103L104 206H100L101 208H99V210H93L94 212H92L91 213V215L89 214L87 217H85L84 216V214H87V213H85V212H80V210H85L86 208H88L89 206H90V209H91V206L93 207V208H98V207H95V206H97V203H96V199H95ZM99 197H101V195L99 196ZM113 197V196H112ZM171 197V196H170ZM227 197V196H226ZM244 197V196H243ZM42 198V197H41ZM44 198H45V196H44ZM73 198V197H72ZM75 198V197H74ZM73 198V199H74ZM119 198V197H118ZM133 198V197H132ZM145 198V197H144ZM111 199V200H110ZM120 199H121V197H120ZM119 199V200H120ZM206 199V198H205ZM29 200V199H28ZM45 200V199H44ZM67 200V199H66ZM101 200H103L104 201V199L103 198H100V202H101ZM177 200V199H176ZM186 200V199H185ZM184 200V201H185ZM203 200V199H202ZM201 200V201H202ZM207 200V199H206ZM227 200V199H226ZM228 200H229V198H228ZM42 201V200H41ZM70 201V200H69ZM140 201V200H139ZM139 201H137V203L139 202ZM183 201V202H184ZM230 201V200H229ZM19 202V201H18ZM31 202V201H30ZM99 202V201H98ZM167 202V201H166ZM220 202V201H219ZM221 202H222V200H221ZM29 203V202H28ZM34 203V202H33ZM60 203H61V201H60ZM71 203H73V202H71ZM186 203V202H185ZM195 203V202H194ZM203 203H204V201H203ZM209 203V202H208ZM224 203V202H223ZM42 204V203H41ZM61 204H63V202L61 203ZM76 203H74V205H75ZM140 204H143V203H140ZM180 204V203H179ZM196 204V203H195ZM204 204H206V202L204 203ZM240 204V203H239ZM25 205H27V204H25ZM59 205V204H58ZM139 205V204H138ZM144 205V204H143ZM142 205V206H143ZM197 205V204H196ZM245 205V204H244ZM40 206H42V205H40ZM46 206V205H45ZM67 206V205H66ZM73 206V205H72ZM71 206V207H72ZM179 206V205H178ZM201 206V205H200ZM219 206V205H218ZM224 206V205H223ZM50 207V206H49ZM55 207V206H54ZM174 207V206H173ZM182 207V206H181ZM195 207V206H194ZM194 207H192V208H194ZM198 207V206H197ZM38 208V207H37ZM41 208V207H40ZM45 207H43V209H44ZM73 208V207H72ZM142 208V207H141ZM223 208V207H222ZM28 209V208H27ZM68 209V208H67ZM74 209H76V206H75V208ZM208 209V208H207ZM48 210V209H47ZM61 210V209H60ZM88 210V209H87ZM174 210H176V209H174ZM194 210V209H193ZM211 210V209H210ZM213 210V209H212ZM218 210V209H217ZM90 211V210H89ZM92 211V210H91ZM140 211H142V210H140ZM139 211V212H140ZM66 212H68V210L66 211ZM88 212V211H87ZM159 212V211H158ZM174 212V211H173ZM25 213V212H24ZM69 213V212H68ZM141 213V212H140ZM193 213H194V211H193ZM196 213V212H195ZM254 213V212H253ZM11 214V213H10ZM62 213H60V215H61ZM70 214V213H69ZM41 215V214H40ZM39 215V216H40ZM54 215V214H53ZM71 215V214H70ZM168 215V214H167ZM192 215V214H191ZM196 215V214H195ZM229 215V214H228ZM45 216V215H44ZM134 216L136 217V220L138 221H135V222H137L138 224L135 226L134 224H136V223H134V221H133V219H135L134 218ZM209 216V215H208ZM226 216V215H225ZM30 217V216H29ZM144 217V216H143ZM170 217V216H169ZM185 217V216H184ZM215 217V216H214ZM228 217V216H227ZM59 218V217H58ZM192 218H194V217H192ZM64 219V218H63ZM62 219V220H63ZM175 219V218H174ZM21 220V219H20ZM56 220V219H55ZM61 220V219H60ZM61 220V221H62ZM146 220V219H145ZM169 220V219H168ZM184 220V219H183ZM195 220V219H194ZM27 221V220H26ZM50 221V220H49ZM144 221V220H143ZM174 221V220H173ZM185 221V220H184ZM54 222V221H53ZM148 222V221H147ZM220 222V221H219ZM62 223H63V221H62ZM179 223V222H178ZM22 224V223H21ZM37 224H38V220H37ZM55 225H56V223H54ZM67 224V223H66ZM142 224V223H141ZM145 224V223H144ZM242 224V223H241ZM247 224V223H246ZM29 225V224H28ZM33 225H35V224H33ZM43 225H44V223H43ZM64 225V224H63ZM143 225V224H142ZM162 225V224H161ZM165 225V224H164ZM179 225V224H178ZM194 225V224H193ZM218 225V224H217ZM18 226V225H17ZM30 226V225H29ZM53 227H54V225H52ZM60 226V225H59ZM62 226V225H61ZM140 227L139 228V230H138V228H137V232H136V234H135V232L133 231V229H135L134 227ZM177 226V225H176ZM211 226H212V224H211ZM245 226H247V225H245ZM56 227V226H55ZM71 227V229H69ZM133 227V228H132ZM146 227V226H145ZM191 227H192V229H193V227L194 226H192L191 225ZM23 228H24V226H23ZM35 228H37V227H35ZM40 228V227H39ZM57 228H58V226H57ZM142 228H143V226H142ZM149 228V227H148ZM161 228V227H160ZM174 228V227H173ZM254 228V227H253ZM15 229V228H14ZM17 229V228H16ZM28 229H29V227H28ZM42 229V228H41ZM43 229V230H44ZM59 229V228H58ZM146 229H147V227H146ZM183 229V228H182ZM185 229V228H184ZM191 229V230H192ZM218 229V228H217ZM229 229H231V228H229ZM252 229V228H251ZM19 230V229H18ZM149 230H150V228H149ZM187 230V229H186ZM189 230V229H188ZM203 230V229H202ZM35 231V230H34ZM38 231H39V229H38ZM135 231H136V229H135ZM152 231V230H151ZM154 231V230H153ZM156 231V230H155ZM155 231L154 232H152V233H154L155 234ZM159 231V230H158ZM199 231V230H198ZM262 231V230H261ZM206 232V231H205ZM21 233V232H20ZM24 233H25V231H24ZM40 233H37V235L39 236V234ZM165 233V232H164ZM228 233V232H227ZM230 233V232H229ZM252 233V232H251ZM23 234V233H22ZM151 233H149V235H150ZM158 234V233H157ZM197 234H199V233H197ZM205 234H207V233H205ZM255 234V233H254ZM25 235V234H24ZM144 235V234H143ZM146 235V234H145ZM208 235V234H207ZM204 236L203 237V239H201L200 240V237H202V235L200 236V237H198V239L200 240V241H198V242H196V243H194L195 245H194V247H191V248H189V246L187 247H183L182 245V247L180 246V248L178 247L179 246V244H178V249L176 250V251H178V253H180L179 254V256L175 259L174 258V256H172V258H174V260H170V257H168V259L169 260H166L167 259V257H165L164 259H163V261L162 262H164L165 264H228V263H226V256H225V250L223 251V248H221V246L219 245V243L217 242V241H213V239H212V237H209V236ZM224 235V234H223ZM234 235V234H233ZM2 236V235H1ZM155 236V235H154ZM153 236V237H154ZM164 236V235H163ZM166 236V235H165ZM183 236V235H182ZM194 236V235H193ZM249 236V235H248ZM22 237H23V235H22ZM34 237V236H33ZM149 237V236H148ZM151 237H152V235H151ZM194 237H196V236H194ZM193 237V238H194ZM18 238V237H17ZM32 238V237H31ZM34 238H36V235H35V237ZM141 238V237H140ZM139 238V239H140ZM165 238V237H164ZM168 238V237H167ZM167 238H165L166 240H167ZM178 238V237H177ZM241 238V237H240ZM244 238V237H243ZM242 238V239H243ZM256 238V237H255ZM7 239V238H6ZM15 239V238H14ZM155 239H156V237H155ZM158 239V238H157ZM162 239V238H161ZM176 239V238H175ZM197 239V240H198ZM234 239V238H233ZM245 239V238H244ZM243 239V240H244ZM260 239V238H259ZM11 240H12V238H11ZM16 240V239H15ZM31 240H33V239H31ZM37 240V239H36ZM138 240V239H137ZM177 240V239H176ZM214 240H215V238H214ZM236 240V239H235ZM234 240V241H235ZM239 240V239H238ZM241 240V239H240ZM243 240H241V241H243ZM263 240H264V238H263ZM263 240L261 241V242H263ZM3 241V240H2ZM20 241H21V239H20ZM152 241H154V240H152ZM157 241V240H156ZM163 241H165V240H163ZM228 241H229V239H228ZM29 243L31 242V241H28ZM36 242V241H35ZM39 242L37 243V244H33V242L32 243H30L31 244V246H32V244L33 245H38L39 244ZM158 242V241H157ZM159 242H161V241H159ZM168 242H169V240H168ZM167 242V243H168ZM176 242V241H175ZM184 242V241H183ZM188 242V241H187ZM244 242V241H243ZM246 242H248V241H246ZM22 243V242H21ZM28 243V244H29ZM117 243H121L122 244V247H118L117 245ZM156 243V242H155ZM186 243V242H185ZM233 243V242H232ZM235 243V242H234ZM4 244H6V243H4ZM23 244V243H22ZM25 244L27 245V243L25 242ZM29 244V245H30ZM117 244V245H116ZM120 244V245H121ZM133 244V243H132ZM184 244V243H183ZM230 244H231V240H230ZM243 244V243H242ZM252 244V243H251ZM250 244V245H251ZM262 244V243H261ZM264 244V243H263ZM3 245V244H2ZM1 245V246H2ZM8 245V244H7ZM7 245H6V247H7ZM16 245H18V244H16ZM19 245H21V244H19ZM18 245V246H19ZM24 245V244H23ZM23 245H21V246H23ZM245 245V244H244ZM243 245V246H244ZM253 245H254V243L252 244V247H253ZM4 246V245H3ZM10 246V245H9ZM30 246V247H31ZM132 246H134V245H132ZM175 246H176V243H175ZM174 246V247H175ZM235 246V245H234ZM241 245H239V246H237V247H240ZM245 246H247V245H245ZM245 246H244V248H245ZM255 246H256V243H255ZM262 246V245H261ZM260 246V247H261ZM264 246V245H263ZM262 246V247H263ZM17 247V246H16ZM24 247V246H23ZM26 247V246H25ZM29 247V248H30ZM36 247V246H35ZM118 247V248H117ZM168 247H172L171 248V250H170V248H168ZM223 247V246H222ZM261 247V248H262ZM14 248V247H13ZM28 248V247H27ZM29 248H28V250H29ZM234 248V247H233ZM258 248H259V246H258ZM257 248V249H258ZM8 249H10L9 247H8ZM21 250H22V248H20ZM25 249V248H24ZM24 249H23V251H24ZM236 249V248H235ZM241 249V248H240ZM247 249H249V248H247ZM250 249H251V247H250ZM18 250V249H17ZM27 250V249H26ZM25 250V251H26ZM243 250V249H242ZM254 250V249H253ZM252 250V251H253ZM260 250H264V247H263V249H260ZM259 250V251H260ZM12 251H16V249L15 250H12ZM11 251V252H12ZM31 251V250H30ZM173 251V250H172ZM174 251H175V249H174ZM175 251V252H176ZM233 251V250H232ZM231 251V252H232ZM236 251H237V249H236ZM258 251V250H257ZM256 251V252H257ZM228 252H229V250H228ZM230 252V253H231ZM244 252V251H243ZM246 252V251H245ZM263 252V251H262ZM16 253V252H15ZM22 253V252H21ZM25 253V252H24ZM172 253V252H171ZM247 253V252H246ZM254 253H255V251H254ZM261 253V252H260ZM264 253V252H263ZM242 254V253H241ZM244 254V253H243ZM8 255H9V253H8ZM13 255V254H12ZM228 255V254H227ZM246 255H248V254H246ZM245 255V256H246ZM254 255V254H253ZM255 255H256V253H255ZM260 255V254H259ZM258 254H257V256H259ZM1 256H2V254H1ZM5 256V255H4ZM16 256V255H15ZM237 256H240V255H237ZM244 256V255H243ZM6 257V256H5ZM241 257V256H240ZM171 258V259H172ZM246 258V257H245ZM257 258V257H256ZM3 259V258H2ZM252 259V258H251ZM255 259V258H254ZM160 260H162V259H160ZM230 260V259H229ZM248 260H250V259H248ZM253 260V259H252ZM256 260V259H255ZM264 260V259H263ZM263 260L261 259V260H257V264L259 263V264H264V262H263ZM254 261V260H253ZM259 261V262H258ZM158 262H156V264H157ZM164 263H162V264H164ZM230 263V262H229ZM252 263V262H251ZM230 264H246L245 263V261H244V258L242 257L241 259L240 258H236V259H232V261H231V263Z\"/></svg>",
  "mask_w": 264,
  "mask_h": 264
}]
</instances>
